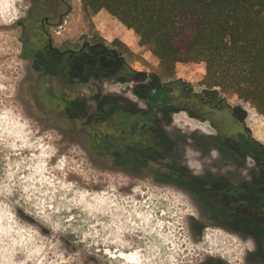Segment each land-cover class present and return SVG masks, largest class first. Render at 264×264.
Wrapping results in <instances>:
<instances>
[{"label": "rangeland", "instance_id": "374dc122", "mask_svg": "<svg viewBox=\"0 0 264 264\" xmlns=\"http://www.w3.org/2000/svg\"><path fill=\"white\" fill-rule=\"evenodd\" d=\"M65 1L70 12L49 28L56 48L100 39L111 45L122 29L117 21L111 32H101L80 0ZM29 7V0H0V264H258L250 239L216 225L195 227L203 212L187 190L157 184L147 173L110 168L89 152L77 130L70 131L43 94L47 87L61 89L59 79L43 76L22 52L24 33L33 34L36 26L27 19ZM126 48L119 50L133 69L157 71L150 52ZM168 79H181L197 93L217 90L237 108L240 126L264 145V116L228 85L213 87L201 63L176 64L172 77L163 78ZM87 85L97 88L76 82L73 89L90 95ZM130 87L100 88L144 108ZM217 117L230 127L226 114ZM162 125L182 147L181 163L194 175L209 170L247 177L253 168L250 159L236 169L216 151L202 154L194 147L193 137L214 134L207 121L178 112Z\"/></svg>", "mask_w": 264, "mask_h": 264}, {"label": "trees", "instance_id": "16d2710c", "mask_svg": "<svg viewBox=\"0 0 264 264\" xmlns=\"http://www.w3.org/2000/svg\"><path fill=\"white\" fill-rule=\"evenodd\" d=\"M29 2L27 19L36 26L33 34L24 33L22 52L43 76L59 79L61 89L47 87L43 94L55 103L70 131L77 130L89 152L110 168L147 173L157 184L187 190L203 212L197 229L216 225L250 239L251 255L264 264V145L240 126L237 108L217 90L197 93L181 79L163 80L172 77L176 64L201 63L213 87L228 85L264 116V0H80L84 12L104 10L132 30L138 46L157 59V71L133 69L118 40L56 48L49 28L62 22L70 6L65 0ZM76 82H92L97 88L87 85L90 95L76 94ZM103 83L130 85L144 108L104 92ZM178 112L207 121L214 131L193 137L196 149L202 154L214 150L236 169L250 159L248 176L209 170L192 174L181 163L182 147L162 125ZM225 114L230 127L217 117Z\"/></svg>", "mask_w": 264, "mask_h": 264}, {"label": "crops", "instance_id": "0c3cea01", "mask_svg": "<svg viewBox=\"0 0 264 264\" xmlns=\"http://www.w3.org/2000/svg\"><path fill=\"white\" fill-rule=\"evenodd\" d=\"M77 7L73 8V11L76 14V9ZM79 11H81L80 9V3H79ZM91 21L95 24L96 28L98 30H100L101 32H111V30L113 29V27H115V25L112 23V21H117L116 19H114L113 17H111L106 11L104 10H100L95 14H92L91 16ZM118 22V21H117ZM118 24L120 26H122V29L119 30V34L114 35L112 38H114V40H119V42H121L125 47H140L138 46V39L135 36V34L133 33L132 30H129L127 28H125L122 24H120L118 22ZM103 38L105 40H107V37L103 36ZM110 42V40H109ZM141 48V47H140Z\"/></svg>", "mask_w": 264, "mask_h": 264}, {"label": "bare ground", "instance_id": "6f19581e", "mask_svg": "<svg viewBox=\"0 0 264 264\" xmlns=\"http://www.w3.org/2000/svg\"><path fill=\"white\" fill-rule=\"evenodd\" d=\"M34 149V148H33ZM81 184V183H80ZM88 184V183H87ZM90 187V186H89ZM204 247V246H203ZM225 249V248H224ZM229 249V248H228ZM234 261V260H233Z\"/></svg>", "mask_w": 264, "mask_h": 264}]
</instances>
